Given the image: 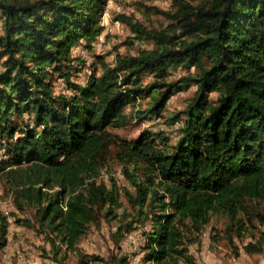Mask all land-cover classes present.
Returning <instances> with one entry per match:
<instances>
[{"label": "trees", "instance_id": "16d2710c", "mask_svg": "<svg viewBox=\"0 0 264 264\" xmlns=\"http://www.w3.org/2000/svg\"><path fill=\"white\" fill-rule=\"evenodd\" d=\"M106 2L0 0V179L18 212L34 209L35 222L11 215L36 227L55 264L70 254L77 264L102 262L79 248L101 219L116 221L117 240L147 228L138 264H195L188 246L212 215L224 219L231 246L256 223L264 227V0L145 7L163 16L158 26L117 14L127 43L149 45L116 53L112 64L97 56L99 74L75 81L81 62L72 46L96 40ZM177 69L184 73L169 80ZM57 80L70 94L55 89ZM190 87L183 110L164 121L179 122L175 142L164 131L132 140L110 131L162 117L171 95ZM142 100L143 110L127 111ZM113 163L127 186L103 176ZM8 227L0 212V253ZM263 245L264 228L242 247L253 254ZM112 258L131 263L129 255Z\"/></svg>", "mask_w": 264, "mask_h": 264}, {"label": "rangeland", "instance_id": "374dc122", "mask_svg": "<svg viewBox=\"0 0 264 264\" xmlns=\"http://www.w3.org/2000/svg\"><path fill=\"white\" fill-rule=\"evenodd\" d=\"M154 6L161 9H168L170 0H107L105 5L107 13L102 15L100 22L103 29L96 40L90 47L84 45L72 46V56L81 59H79L81 62L79 65L80 72L74 73V80L79 79L78 81L83 83L92 70L96 74H99L100 69L95 62L97 56H104L105 60L112 64L116 53L128 52L133 54L138 47L149 45L146 41H134L132 44L131 42L127 43L129 30L124 24L123 26L117 27L114 23V17L117 14L125 13L134 19L148 21L147 24L158 26L161 21L165 23L163 16L145 10V7ZM183 73L184 71L182 69H177L168 79L174 80ZM149 80L150 76L145 74L143 81L147 82ZM54 86L60 92L62 91L66 94H70L69 92H71L65 87L62 81L57 80ZM193 90L194 87H190L187 90L174 92L166 103L165 110L162 113L163 115L160 117L161 119L149 118L143 120L136 117L135 119H131L127 125L120 128H111L110 131L128 140L135 139L142 130H148L156 134L157 131H153V127L159 129L162 122L164 124L165 119L169 120L177 112L182 111L188 96L191 95ZM145 106L146 100L137 101L136 105L134 107H128L127 111L133 108L143 110ZM167 126L169 124H164L166 129L164 132L173 143L178 138V134H175L172 128ZM105 174H112L119 186H127L120 172V166L117 164L113 163L110 170L104 171V177L106 176ZM123 204L125 205L124 201ZM0 212L6 214L9 220L7 243L0 253V264H55L46 257L43 249L47 251L49 245L43 240V235L36 232V227L29 228L14 223L11 214H16L20 218H29L34 223V209L32 207L26 208L23 213L15 209L12 203V197L7 191L4 178L0 179ZM121 212L122 208H119L117 213L121 214ZM262 212L264 214V206H262ZM256 226L258 228H255L252 236L248 234L243 240L235 238V246H231L222 237L224 219L221 216L212 215L209 224L199 235L198 243L188 246L189 253L194 257L195 264H264V245L262 246V251L253 254L245 253L242 247L243 244L258 240L260 231L264 227L260 223H256ZM212 228L215 229V232L218 231V235H216V240L214 241L211 239L214 233ZM116 229V221L109 222L101 219L98 223L91 224L79 242V248L82 253L99 256L103 260L99 264H121L118 261L115 263L112 257L115 256L118 259L125 255L130 256L131 263L129 264L140 263L142 245L144 243V237L141 231L147 228L139 227L126 232L118 240L117 237H114ZM133 258L136 260L135 263L132 261ZM77 262V256L70 254L66 264H77Z\"/></svg>", "mask_w": 264, "mask_h": 264}, {"label": "built area", "instance_id": "2783aa9c", "mask_svg": "<svg viewBox=\"0 0 264 264\" xmlns=\"http://www.w3.org/2000/svg\"><path fill=\"white\" fill-rule=\"evenodd\" d=\"M107 13V8H105L104 9V12H103V15L104 14H106ZM115 21H114V23H115V25L117 26V27H119V26H123V23L121 22V21H119L118 19H114ZM100 39H101V37H100ZM153 118H160L159 116H156V117H153ZM152 118V119H153ZM161 119V118H160ZM166 125V124H165ZM167 127H171L172 128V131L175 133V134H178L177 133V130H178V127H179V122L177 121V122H174V124H172V125H169V126H167ZM166 129H165V127H164V124H163V122H162V124H161V127L159 128V129H157L156 127H153V131H165ZM132 261H133V263H135L136 262V260L133 258L132 259Z\"/></svg>", "mask_w": 264, "mask_h": 264}, {"label": "clouds", "instance_id": "9594fccd", "mask_svg": "<svg viewBox=\"0 0 264 264\" xmlns=\"http://www.w3.org/2000/svg\"><path fill=\"white\" fill-rule=\"evenodd\" d=\"M3 213V212H2ZM4 214V213H3ZM6 215V214H5ZM7 216V215H6ZM7 218H8V216H7Z\"/></svg>", "mask_w": 264, "mask_h": 264}]
</instances>
